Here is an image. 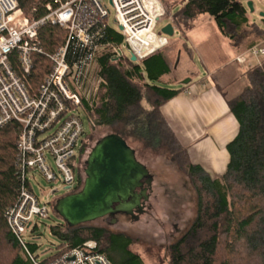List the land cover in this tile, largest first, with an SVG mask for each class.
Masks as SVG:
<instances>
[{
	"label": "trees",
	"instance_id": "1",
	"mask_svg": "<svg viewBox=\"0 0 264 264\" xmlns=\"http://www.w3.org/2000/svg\"><path fill=\"white\" fill-rule=\"evenodd\" d=\"M17 1L24 13L35 19L46 15V5L53 2ZM161 1L180 37L186 36L201 14L208 13L239 52L264 39V17L253 20L243 0ZM89 13L84 6L80 16L84 18ZM39 37L45 54L34 59L31 80L35 85L50 71L46 53L55 52L65 43L67 31L59 25L46 24L40 27ZM107 39L123 42L122 34L114 27L109 28ZM162 49L140 61H132L130 55L116 61L103 56L99 61L102 82L98 97L94 107H86L85 113L93 128L110 126L115 129L111 133L127 140L126 132L134 134L147 148L166 150L169 160L193 179L199 193L197 216L187 235L170 247L167 264H264V57L246 68L248 85L229 101L239 131L227 144L230 156L225 173L214 178L192 162L189 147L182 144L162 112L163 105L183 89L156 83L160 75L170 71ZM19 132L17 123L0 129V264H32L22 254L5 216L21 190L16 166ZM51 232L61 240L60 250L45 263L62 258L88 240L97 241L98 251L114 263L112 250L121 236L105 228L87 223L69 227L63 222L51 225ZM30 248L35 251L37 244L30 243Z\"/></svg>",
	"mask_w": 264,
	"mask_h": 264
},
{
	"label": "built area",
	"instance_id": "2",
	"mask_svg": "<svg viewBox=\"0 0 264 264\" xmlns=\"http://www.w3.org/2000/svg\"><path fill=\"white\" fill-rule=\"evenodd\" d=\"M115 9L116 28L123 37L118 43L107 39L111 10L106 0H53L41 18L27 16L17 0H0V129L17 123L16 166L21 190L5 216L21 251L32 264H114L98 251V243L88 240L49 263L39 261L30 248L28 233L38 226L36 217L45 219L59 196V188H77L78 154L85 138L82 114L94 107L102 82L99 61H112L135 54L137 61L167 46L172 37L158 34L155 26L164 8L160 0H110ZM90 13L82 18L80 11ZM59 25L67 31L65 43L55 52L46 53L50 71L38 84L31 75L34 59L45 54L39 37L40 27ZM122 27V29H120ZM149 31L145 42L139 36ZM247 53L264 57V46L253 45ZM240 54L236 60L243 62ZM37 174L48 182L58 183L41 203L33 190ZM50 194L53 197H50ZM54 200V201H53ZM73 257V258H72Z\"/></svg>",
	"mask_w": 264,
	"mask_h": 264
},
{
	"label": "rangeland",
	"instance_id": "3",
	"mask_svg": "<svg viewBox=\"0 0 264 264\" xmlns=\"http://www.w3.org/2000/svg\"><path fill=\"white\" fill-rule=\"evenodd\" d=\"M243 1L249 9L251 18L260 21L261 13H264V3H261V0ZM249 1L253 2V11H251ZM160 2L164 8L161 0ZM106 4L111 10L108 22L111 26L117 27L114 20L115 9L110 0H106ZM178 6L179 4L172 11L176 10ZM168 23H170V19L164 12L155 26V31L158 34H163L161 30ZM170 37L178 40L180 33L175 30L174 35ZM222 40L229 42V39L219 31L214 19L208 13L201 14L195 20L194 29L185 38V43L190 52L186 47L181 46V42L180 47L179 42L172 45L174 48L181 49L178 70L183 72L185 69L195 70L199 75L192 77L197 80L203 78L209 84L212 79L209 77L210 69L220 66L225 60L226 47ZM258 44L264 46V39L258 41ZM125 52L129 55L127 49ZM259 59L260 57L246 53L243 55V62L241 63L249 62L251 65L258 62ZM169 76L172 77L173 74ZM187 76L190 77L191 75L188 74ZM156 83L174 87L173 84L163 81ZM82 119L85 128L84 136L91 135V146H94L98 139L115 130L110 126H95L93 128L86 113L82 114ZM126 134L129 136V144L136 149L139 159L155 172L156 180L154 192L150 199L152 203L151 212L141 215L138 221L128 224L127 229L131 232V238H117V243L115 242L112 250L114 252L113 260L115 264H167L171 245L177 242L196 219L199 193L193 179L177 163L169 160L166 150L159 149L156 151L147 148L134 134L127 132ZM32 185L34 192L43 204L48 200L49 190L57 186L58 183L48 182L37 174L36 179H32ZM67 192L68 190L59 188L56 196L61 197ZM50 197L53 195L50 194ZM34 221L38 223V227L35 231L28 233V238L30 243L37 244L35 254L39 261L44 262L60 250L61 240L51 232V225L63 223V219L54 208H51L48 218L36 217ZM87 224L99 226L102 225V222L97 219ZM175 224L178 225L181 232L176 230ZM120 227L123 226L117 225L111 230L116 231Z\"/></svg>",
	"mask_w": 264,
	"mask_h": 264
},
{
	"label": "crops",
	"instance_id": "4",
	"mask_svg": "<svg viewBox=\"0 0 264 264\" xmlns=\"http://www.w3.org/2000/svg\"><path fill=\"white\" fill-rule=\"evenodd\" d=\"M261 3H264L263 0ZM194 27L195 21L185 37L178 40L172 37L169 44L161 48L168 59L170 71L160 75L158 81L173 84V88H183L163 105L162 112L182 144L189 147L192 162L218 178L225 173L229 162L227 144L239 131V122L231 111L229 101L239 96L248 85L244 71L250 63L236 60L238 55L247 51L239 52L230 40H222L226 47L225 60L220 66L210 69L209 77L212 79L209 84L203 78L194 79L199 75L195 70H178L181 49L172 45L179 42L180 47L181 42V46L190 52L185 38Z\"/></svg>",
	"mask_w": 264,
	"mask_h": 264
},
{
	"label": "water",
	"instance_id": "5",
	"mask_svg": "<svg viewBox=\"0 0 264 264\" xmlns=\"http://www.w3.org/2000/svg\"><path fill=\"white\" fill-rule=\"evenodd\" d=\"M249 6L253 11L252 1H249ZM261 16L264 17L263 12ZM161 32L173 36L175 27L170 22ZM130 58L137 61L135 54ZM151 179L147 165L138 159L136 149L127 139L120 134L109 133L95 144L89 154L82 188L59 197L54 210L69 227L119 212L133 214L135 209L141 212L142 200L149 197L143 187L145 181L150 182ZM139 188L140 193L137 192Z\"/></svg>",
	"mask_w": 264,
	"mask_h": 264
},
{
	"label": "flooded vegetation",
	"instance_id": "6",
	"mask_svg": "<svg viewBox=\"0 0 264 264\" xmlns=\"http://www.w3.org/2000/svg\"><path fill=\"white\" fill-rule=\"evenodd\" d=\"M100 139H98V141ZM95 144H94V146H95ZM94 146H91L90 136L84 138L82 148L78 154L79 164H78L77 176H76L78 185H77L76 189L68 191L69 193L79 191L82 188L84 181H85V178H86L87 159H88L89 154H90V152ZM136 154L138 157L137 152H136ZM84 155L86 156L85 158H84ZM138 159H139V157H138ZM140 161L143 162L142 160H140ZM143 163L145 165H147L145 162H143ZM147 167L150 171L152 179L150 182L145 181V184L143 187V188L147 189V193H148L149 197L147 200H145V199L142 200L143 201L142 211L137 212L135 209L133 214H129V213H125V212H119V213H115L114 215H112V214L107 215L105 217L98 219L102 222V225H99V227L105 228L117 236H121L123 238H131V236H130L131 232H130V230L127 229L128 224L138 221L141 218V215L146 214L148 212H151V208H152V203L150 202V199H151L153 192H154L153 190H154V185H155L154 183L156 180V176H155V172H153L148 165H147ZM137 192L140 193L141 188H139ZM117 225H119V226L121 225L123 227L118 228L116 231L111 230L112 227L117 226ZM175 227H176V230L178 232H181V230L179 229L177 224H175ZM191 227L184 234H182V236L177 240V242L173 243L172 245H175L176 243L180 242L187 235V233L189 232Z\"/></svg>",
	"mask_w": 264,
	"mask_h": 264
},
{
	"label": "bare ground",
	"instance_id": "7",
	"mask_svg": "<svg viewBox=\"0 0 264 264\" xmlns=\"http://www.w3.org/2000/svg\"><path fill=\"white\" fill-rule=\"evenodd\" d=\"M139 36H143L144 39H145V42H146L147 40L150 39V38L148 37V36H149V31H147L146 29H145V30H142V31L140 32V35H139Z\"/></svg>",
	"mask_w": 264,
	"mask_h": 264
}]
</instances>
